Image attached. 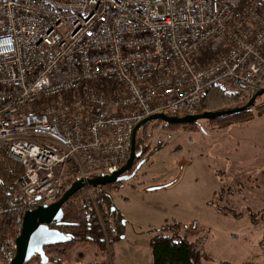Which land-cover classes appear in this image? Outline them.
<instances>
[{"label":"built area","instance_id":"1","mask_svg":"<svg viewBox=\"0 0 264 264\" xmlns=\"http://www.w3.org/2000/svg\"><path fill=\"white\" fill-rule=\"evenodd\" d=\"M242 1L0 0V146L23 168L18 201L49 206L68 181L113 174L138 123L196 115L209 86L264 89V0ZM109 80L110 96L91 88Z\"/></svg>","mask_w":264,"mask_h":264},{"label":"rangeland","instance_id":"2","mask_svg":"<svg viewBox=\"0 0 264 264\" xmlns=\"http://www.w3.org/2000/svg\"><path fill=\"white\" fill-rule=\"evenodd\" d=\"M263 103L258 96L250 120L221 130L207 120L141 127V145L156 152L107 196L113 243L78 242L60 256L63 264H152L150 239L174 225L199 243L203 264H263ZM97 190L83 189L78 199L95 203Z\"/></svg>","mask_w":264,"mask_h":264},{"label":"trees","instance_id":"3","mask_svg":"<svg viewBox=\"0 0 264 264\" xmlns=\"http://www.w3.org/2000/svg\"><path fill=\"white\" fill-rule=\"evenodd\" d=\"M246 0H243L237 12L241 13L244 9ZM217 58V53L203 51L198 63L205 65ZM92 89L110 96L120 88L114 81L97 82L91 86ZM249 99H244L242 95L234 91L229 86H209L206 88L201 100V106L197 114L204 112H218L229 110L238 103H246ZM264 103L258 108L264 109ZM251 108V107H250ZM250 108L235 114L221 116L207 120L215 129L221 130L232 124L243 123L251 119ZM261 113L264 111H260ZM169 117H176L167 115ZM179 118V117H177ZM157 123H164L156 121ZM149 122L147 124H150ZM190 124H173L167 127H185ZM146 125V124H145ZM144 125V126H145ZM143 127V126H142ZM139 132V130H138ZM137 132V134H138ZM142 136L136 135L135 153L139 151ZM6 149L0 146V245L10 237L15 236L20 231L21 218L27 208L18 201V187L16 181L23 174L20 164L7 158ZM156 150H152L154 153ZM73 180L68 181L64 186V191L72 184ZM118 184H107L97 187L95 203L86 201L84 198L78 199L79 192L65 202L62 206L63 225L52 226L60 232L70 235L72 240L68 243L45 246L43 248L50 264H63L60 256L73 248L78 242L92 241L98 244L113 243L112 234L116 221H111L113 212L107 203V196L113 194L119 187ZM97 211L99 213H97ZM112 222V223H111ZM264 242V238H263ZM152 251V264H203V257L197 241H188L185 236L180 234V226L174 225L164 227L159 233L150 239ZM264 264V251H263ZM39 262L38 257H34L26 264ZM0 264H4L0 257Z\"/></svg>","mask_w":264,"mask_h":264},{"label":"water","instance_id":"4","mask_svg":"<svg viewBox=\"0 0 264 264\" xmlns=\"http://www.w3.org/2000/svg\"><path fill=\"white\" fill-rule=\"evenodd\" d=\"M264 95V89L254 94L247 103L241 107L223 110L218 112H204L196 115L184 116L181 118L169 117L164 114H156L147 117L138 123L133 129L129 159L124 166L111 175H100L86 180L74 181L61 197L49 206H39L34 210H27L21 218L19 235L16 237V253L10 264H26L34 257H38L40 264H48V258L44 253L45 246L68 243L72 240L70 235H66L52 226L63 225L62 206L75 193L86 188H97L107 184L122 182L137 157L135 153L136 135L138 130L149 122L162 121L166 125L197 123L201 120L215 119L221 116L235 114L250 108L256 98ZM157 190V189H151Z\"/></svg>","mask_w":264,"mask_h":264},{"label":"flooded vegetation","instance_id":"5","mask_svg":"<svg viewBox=\"0 0 264 264\" xmlns=\"http://www.w3.org/2000/svg\"><path fill=\"white\" fill-rule=\"evenodd\" d=\"M154 153H152V151H148V149H147L146 146L141 145L140 148H139V151L136 153L137 157L135 158L134 163H133L131 169L127 173H125L123 175V177H130V178L131 177H134V175H133L134 174V170L137 168L138 164H140L141 162H144L147 159V157L150 156L149 154H154ZM123 182L124 181L118 182V183H120V184H118V187L119 188H121Z\"/></svg>","mask_w":264,"mask_h":264}]
</instances>
